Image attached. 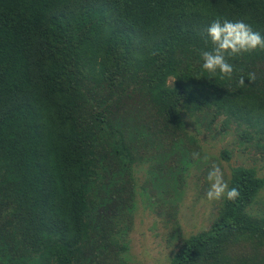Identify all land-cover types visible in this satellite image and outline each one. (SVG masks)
<instances>
[{
	"label": "trees",
	"instance_id": "1",
	"mask_svg": "<svg viewBox=\"0 0 264 264\" xmlns=\"http://www.w3.org/2000/svg\"><path fill=\"white\" fill-rule=\"evenodd\" d=\"M217 18L264 36V0H0V264H136L137 167L182 161L177 194L199 131L231 136L240 195L168 264H264V176L242 158L264 159V51L209 79Z\"/></svg>",
	"mask_w": 264,
	"mask_h": 264
},
{
	"label": "rangeland",
	"instance_id": "2",
	"mask_svg": "<svg viewBox=\"0 0 264 264\" xmlns=\"http://www.w3.org/2000/svg\"><path fill=\"white\" fill-rule=\"evenodd\" d=\"M192 133L193 127L191 129ZM201 140L206 157L196 163L184 174L183 186L177 192L179 201L178 215L175 221H168L163 217V211L167 210L171 201L177 194L174 191V179L181 175L179 169L181 162L172 159L167 163L146 162L137 167V202L133 214V227L128 235L130 241L128 256L136 264H168L171 256L178 246V240L204 229L214 219V214L220 201H209L206 192L209 184L206 168L217 165L224 173L228 181L230 167L235 162L234 156L229 162L219 156V151L230 148L231 136L215 135L213 132H200ZM258 156V155H257ZM246 160L257 163L259 172L264 176V159ZM240 159V157H239ZM167 180V181H166ZM264 197V191L262 192ZM178 229V233H171Z\"/></svg>",
	"mask_w": 264,
	"mask_h": 264
},
{
	"label": "clouds",
	"instance_id": "3",
	"mask_svg": "<svg viewBox=\"0 0 264 264\" xmlns=\"http://www.w3.org/2000/svg\"><path fill=\"white\" fill-rule=\"evenodd\" d=\"M208 37L211 41L210 50H202V69L210 73L209 79H213L219 74L220 79H231L234 73V67L229 63V57H235L243 54H250L257 49L264 51V36L255 31L252 26L244 20L230 21L217 18L209 25L207 29ZM250 81L256 79L255 73H249ZM244 77H241L239 84L243 86ZM199 154L194 153L197 157ZM209 184L206 192V198L209 201H220L226 199L235 201L240 193L236 187H229L227 180L221 168L213 165L207 174Z\"/></svg>",
	"mask_w": 264,
	"mask_h": 264
}]
</instances>
